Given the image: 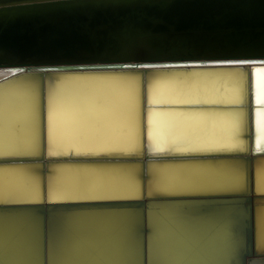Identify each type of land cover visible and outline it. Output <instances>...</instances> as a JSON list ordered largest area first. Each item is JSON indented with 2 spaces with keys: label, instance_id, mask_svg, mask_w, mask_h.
Wrapping results in <instances>:
<instances>
[{
  "label": "water",
  "instance_id": "1",
  "mask_svg": "<svg viewBox=\"0 0 264 264\" xmlns=\"http://www.w3.org/2000/svg\"><path fill=\"white\" fill-rule=\"evenodd\" d=\"M255 68H264V0L0 1V217L27 211L37 219L39 264H50V220L64 221L68 212L112 219L88 246L100 264H264L257 221L264 191H257L255 180L256 161L264 159V146L255 145V110L264 102L254 100ZM233 75L242 78L240 102L148 101L152 79ZM82 79L130 82L135 96L127 110L137 126L132 151L49 152L48 83ZM150 108L238 112L241 127L233 138L242 146L149 150ZM58 163L103 174L128 170L136 194L49 199L48 176ZM236 164L244 187L224 190ZM166 174L190 180L189 186H149ZM235 207L243 209L241 217ZM151 209L169 233L149 221ZM169 217L182 221L184 230Z\"/></svg>",
  "mask_w": 264,
  "mask_h": 264
},
{
  "label": "bare ground",
  "instance_id": "2",
  "mask_svg": "<svg viewBox=\"0 0 264 264\" xmlns=\"http://www.w3.org/2000/svg\"><path fill=\"white\" fill-rule=\"evenodd\" d=\"M238 77L233 75L225 79L201 82L152 79L148 85V101L240 102L243 97L242 78ZM129 83L105 79L48 83V135L51 138L49 152L88 149L132 151L137 146V126L135 116H131L132 112L127 110L128 103L132 104L135 96ZM253 89L254 100L264 102V68L253 69ZM118 101L122 102L123 107ZM147 119L149 150L168 149L171 146L175 150L242 146L240 141L233 138L234 132L241 127V115L238 112L206 114L150 108ZM255 126V145L259 148L264 146V107L255 110ZM255 166L256 189L264 191V159H258ZM55 167L48 176L49 199L136 194L135 184L128 170L121 174H103L87 166L80 170L74 165L58 163ZM150 168L153 170L157 167L153 164ZM168 175L154 180L151 178L149 186L169 191L189 186L190 180L183 177L177 181L174 177L168 178ZM257 213L260 227L258 246L264 247V206H258ZM13 214L15 215L7 214L5 219L0 217V264H39L37 232L34 231L37 219L27 211ZM111 214L115 216L114 212ZM107 218L108 215L99 212H68L64 221L50 220L49 225L53 229L49 239L50 264H100L95 254L90 256L88 246L101 239L100 230H105L107 223L112 222V219H108L109 222ZM169 218L178 223L179 230H184L182 221L175 217ZM150 220L157 221L159 227L168 229L166 234L169 233V226L155 209L149 211ZM5 225L13 229L3 230L2 226ZM127 261L125 259L124 262Z\"/></svg>",
  "mask_w": 264,
  "mask_h": 264
},
{
  "label": "snow or ice",
  "instance_id": "3",
  "mask_svg": "<svg viewBox=\"0 0 264 264\" xmlns=\"http://www.w3.org/2000/svg\"><path fill=\"white\" fill-rule=\"evenodd\" d=\"M33 148H35V144L33 145ZM244 182L245 179L243 168L240 164H236L233 166L232 174L230 175L226 184L222 185L221 187L224 190L239 192L244 187ZM234 212L237 214V216L241 217L243 214V209L241 207H235Z\"/></svg>",
  "mask_w": 264,
  "mask_h": 264
}]
</instances>
